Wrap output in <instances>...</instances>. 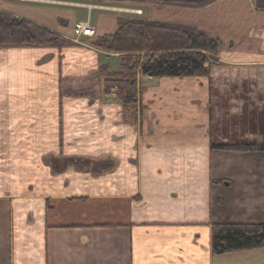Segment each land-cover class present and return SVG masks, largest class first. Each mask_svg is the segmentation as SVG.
<instances>
[{"label": "crops", "instance_id": "crops-1", "mask_svg": "<svg viewBox=\"0 0 264 264\" xmlns=\"http://www.w3.org/2000/svg\"><path fill=\"white\" fill-rule=\"evenodd\" d=\"M43 1L0 0L70 42L0 48V264H264V249L215 255L210 238L213 224L264 222V152L211 148L264 145V11ZM120 17L196 28L221 42L217 64L140 76L124 107L99 76L118 55L93 46ZM77 22L94 30L79 44Z\"/></svg>", "mask_w": 264, "mask_h": 264}, {"label": "trees", "instance_id": "trees-1", "mask_svg": "<svg viewBox=\"0 0 264 264\" xmlns=\"http://www.w3.org/2000/svg\"><path fill=\"white\" fill-rule=\"evenodd\" d=\"M87 3L121 4L150 2L185 8H201L216 0H81ZM257 10L264 11V0H254ZM70 44L63 37L32 23L0 11L1 47H62ZM95 48L117 54L120 70L112 72L107 65L99 68L104 93L116 90L115 97L124 107L136 105L139 89L137 75L151 78H184L206 76L216 65L221 46L218 39L196 28L150 22L140 18L120 17L117 30L97 40ZM230 152H264V145L232 144L211 146ZM211 250L215 255L264 249V222L260 224L211 225Z\"/></svg>", "mask_w": 264, "mask_h": 264}, {"label": "built area", "instance_id": "built-area-1", "mask_svg": "<svg viewBox=\"0 0 264 264\" xmlns=\"http://www.w3.org/2000/svg\"><path fill=\"white\" fill-rule=\"evenodd\" d=\"M38 1V0H35ZM41 2H45L43 0H39ZM47 2V1H46ZM65 5H73V6H88V7H95V8H99V9H106V10H112L115 11L116 9L112 8V7H97V6H92V5H85V4H81V3H72V2H65ZM136 15H140L141 11L137 10L135 12H133ZM132 13V14H133ZM94 34V30L93 28L88 24V22H77L73 28V40L72 42L79 44L80 43V39L81 38H90L92 37ZM139 75H137V80L139 81ZM151 78V77H148ZM116 91V90H114Z\"/></svg>", "mask_w": 264, "mask_h": 264}, {"label": "rangeland", "instance_id": "rangeland-1", "mask_svg": "<svg viewBox=\"0 0 264 264\" xmlns=\"http://www.w3.org/2000/svg\"><path fill=\"white\" fill-rule=\"evenodd\" d=\"M114 9H116L115 11H117V12H122V13L125 12V13H129V14H132L133 12L137 11V10H129V9H125V10H124V9H120V8H114ZM139 11H140V10H139ZM141 14H142V12H141ZM141 14H140V15H141ZM140 79H141V78H140ZM136 82H137L139 85H141V81H140V80H139V81L137 80ZM140 88H141V87H140ZM139 92H140V91H139ZM138 95H139V93H138Z\"/></svg>", "mask_w": 264, "mask_h": 264}]
</instances>
